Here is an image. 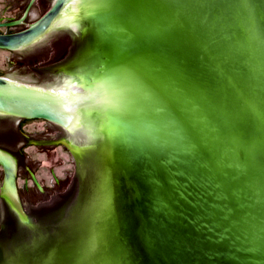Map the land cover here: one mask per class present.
Instances as JSON below:
<instances>
[{
    "label": "snow or ice",
    "instance_id": "1",
    "mask_svg": "<svg viewBox=\"0 0 264 264\" xmlns=\"http://www.w3.org/2000/svg\"><path fill=\"white\" fill-rule=\"evenodd\" d=\"M5 42H3V41H0V45H3Z\"/></svg>",
    "mask_w": 264,
    "mask_h": 264
}]
</instances>
